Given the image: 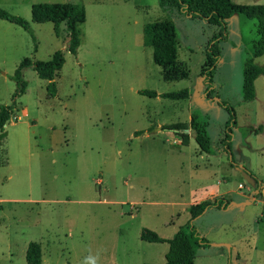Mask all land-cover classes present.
I'll use <instances>...</instances> for the list:
<instances>
[{"label": "rangeland", "instance_id": "374dc122", "mask_svg": "<svg viewBox=\"0 0 264 264\" xmlns=\"http://www.w3.org/2000/svg\"><path fill=\"white\" fill-rule=\"evenodd\" d=\"M37 2L83 6L75 54L64 24L55 35L51 22L31 20ZM0 8L29 27L0 19V106L12 104L0 135V264H26L29 242L39 244L41 264H165L167 243L141 240L140 230L169 238L189 219V204L213 197L230 203L192 220L207 241L193 264H264V75L253 82L254 97L241 98L253 19L226 20L206 97L203 50L217 27L201 19L157 0H0ZM159 20L173 24L184 78L163 80L142 43V26ZM55 50L64 61L52 93L33 63ZM22 60L25 89L15 95L11 76ZM253 62L264 66V54ZM217 100L234 114L229 150L222 144L228 112ZM191 113L206 123L208 153L191 129L163 128Z\"/></svg>", "mask_w": 264, "mask_h": 264}, {"label": "trees", "instance_id": "16d2710c", "mask_svg": "<svg viewBox=\"0 0 264 264\" xmlns=\"http://www.w3.org/2000/svg\"><path fill=\"white\" fill-rule=\"evenodd\" d=\"M160 8H175L189 18L203 20L206 24L217 27L206 43L203 53L205 57L204 67L200 72L205 85V96L210 97L211 78L214 68L219 60V43L225 41V23L233 14H241L253 19L254 37L248 45V56L244 59L241 69V98L250 100L254 97L255 78L264 75V66L253 62L255 57L264 54V4H236L231 0H157ZM30 18L35 22H51L55 35L62 23L67 31V50L75 54L79 45V38L75 24L82 22L84 9L81 4L71 2L47 3L37 2L30 5ZM0 19L20 26L28 30L27 22L19 16L12 15L0 8ZM142 43L151 48L152 62L160 67L161 78L165 81L177 80L186 76L185 67L176 60V38L173 24L168 20H159L145 23L142 26ZM64 61L63 52L55 50L47 61H36L33 70L38 78L48 81L47 88L54 93L53 77ZM28 64V60H22L14 70L12 79L16 83L15 95L24 92L25 82L21 79L20 70ZM139 94L149 97L160 96L169 99L186 98V89L169 93H156L153 90L140 89ZM217 104L228 112V121L225 124V134L222 140L226 150H229L231 127L234 126V114L230 105L217 100ZM12 112V104L0 106V135L2 127L9 119ZM186 129L193 132V139L202 152L210 150V140L207 136L206 123L198 119L197 114L191 113L188 122L174 123L163 128ZM230 203L224 197H213L189 204L186 209L189 219L169 238L158 236L155 232L142 228L139 238L147 242H165L167 250L164 253L165 264H193L196 249L207 245V241L201 237L192 224V220L199 216L206 208L225 209ZM26 264H41V250L37 242H29L25 249Z\"/></svg>", "mask_w": 264, "mask_h": 264}, {"label": "crops", "instance_id": "0c3cea01", "mask_svg": "<svg viewBox=\"0 0 264 264\" xmlns=\"http://www.w3.org/2000/svg\"><path fill=\"white\" fill-rule=\"evenodd\" d=\"M239 196H242V194L240 193ZM238 205V204H237ZM241 205H243V203L241 202Z\"/></svg>", "mask_w": 264, "mask_h": 264}]
</instances>
